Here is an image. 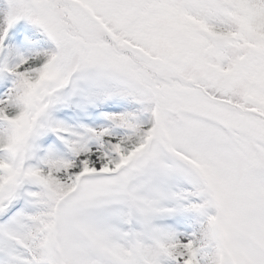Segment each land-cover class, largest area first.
<instances>
[{
	"label": "snow or ice",
	"instance_id": "1",
	"mask_svg": "<svg viewBox=\"0 0 264 264\" xmlns=\"http://www.w3.org/2000/svg\"><path fill=\"white\" fill-rule=\"evenodd\" d=\"M0 264H264V0H0Z\"/></svg>",
	"mask_w": 264,
	"mask_h": 264
}]
</instances>
